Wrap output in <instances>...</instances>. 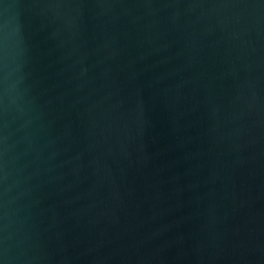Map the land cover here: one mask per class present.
<instances>
[{
  "label": "water",
  "instance_id": "95a60500",
  "mask_svg": "<svg viewBox=\"0 0 264 264\" xmlns=\"http://www.w3.org/2000/svg\"><path fill=\"white\" fill-rule=\"evenodd\" d=\"M0 264H264V0H0Z\"/></svg>",
  "mask_w": 264,
  "mask_h": 264
}]
</instances>
